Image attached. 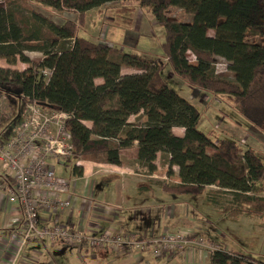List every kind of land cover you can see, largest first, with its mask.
I'll use <instances>...</instances> for the list:
<instances>
[{"label": "trees", "instance_id": "1", "mask_svg": "<svg viewBox=\"0 0 264 264\" xmlns=\"http://www.w3.org/2000/svg\"><path fill=\"white\" fill-rule=\"evenodd\" d=\"M11 1L0 0V57L11 64L22 61L27 67L21 71L0 67V94L8 102L15 97L24 106L27 97L35 96L44 108L65 112L72 154L80 160L101 157L104 163L119 166L122 150L136 143L137 160L152 174L157 154L165 153L167 178L142 183L141 191L154 184L166 193L203 194L229 219L242 215L264 220L263 160L251 147L242 150L227 138L215 142L202 132L197 106L161 78L163 62L117 52L115 46L76 34L74 21L56 24L36 12L33 15L46 34L39 27L25 33L8 11ZM34 1L57 12L73 10L81 18L88 10L119 0ZM127 1L147 9L163 28L161 49L174 75L192 88L230 95L242 115L264 132V0ZM170 6L189 12L191 20L169 17ZM248 35L261 39L248 43ZM61 40H70V45L59 47ZM26 51L40 52L42 57L31 59ZM217 58L225 60L231 77L216 71ZM37 67L52 70L46 84L35 82L32 70ZM122 67L131 72H121ZM140 113L144 120H128ZM83 121H92L96 128ZM173 127L183 128V134L176 135ZM172 167L177 168L179 182L169 180ZM72 174L82 176L83 167L74 164ZM208 259L210 264H264L222 247L211 250Z\"/></svg>", "mask_w": 264, "mask_h": 264}, {"label": "rangeland", "instance_id": "2", "mask_svg": "<svg viewBox=\"0 0 264 264\" xmlns=\"http://www.w3.org/2000/svg\"><path fill=\"white\" fill-rule=\"evenodd\" d=\"M8 11L13 14L15 20L25 33L39 27V32L42 35L46 34L45 26H40L41 23L33 15V13L36 12L42 14L56 24H61L65 20L74 21L77 24L76 34L84 36L94 42L100 41L115 46L118 48L117 52L137 53L144 57L163 62L164 67L160 72L161 78L171 89L183 95L197 106L200 112L198 127L202 132L206 133L215 142L221 138H227L238 143L242 150L246 147H251L264 162V132L254 127V125L242 115L239 107L233 102L230 95L213 94L208 91L192 88L172 73L161 49V43L164 37L163 28L155 22L147 9L139 7L135 1L119 0L109 2L100 8L88 10L81 18L78 16V13L73 10L57 12L34 0H12L8 3ZM166 14L181 22H188L192 18L189 12L177 6H170L167 8ZM209 33H211V31H209ZM246 39L248 43H253L259 41L261 38L257 35H248ZM70 42V40H61L59 47H67L70 45ZM27 54L32 59H39L42 57V54L39 52H28ZM189 59L193 61L191 54H189ZM0 67L4 69L24 70L27 67V63L17 60L15 63L11 64L4 60L3 57H0ZM215 67L217 72L224 73L231 77V73L227 70L224 59L217 58ZM121 72H124V69L123 71L121 69ZM97 81H100V79H97ZM9 92L10 94H14L16 90L11 88ZM23 107L22 105L19 106L15 97L9 99V102L8 100L2 102L0 105V135L4 136V131L7 127L9 128L6 130L5 136L10 135V132H12L15 127L17 114L19 111L23 110ZM141 118L142 114L140 113L134 117L133 121H137V119L141 120ZM9 123H11L12 126H9ZM129 152L128 154L131 156H129L126 162L129 166L128 169L131 168L134 170V180L138 179L140 181L141 179V183H146L150 180L146 177L147 166L139 163V161L137 162L133 158L132 152ZM167 160L165 153H160L158 155L156 162H154V164L156 163L155 178H157L155 180L164 178L168 168ZM77 161H80V159L73 154L69 159L60 161V163L64 165L62 167L63 169H60V174L70 180V187H77L74 178L76 176L72 174V166L77 164ZM95 163L102 164L104 162L102 158L99 157ZM56 165L57 162H55V166ZM97 166H99L101 170L90 173L94 175L95 180L99 178L96 176H99V174L105 170L104 165ZM87 178H89V173L86 178L81 180L84 186L87 183ZM100 179L101 178H99V181ZM91 184L92 183H90V188L92 186ZM83 190L84 189L81 188V191ZM262 194L264 195V192H262ZM77 195H79L78 192L76 196ZM71 197L70 195V198ZM226 198L229 199V197ZM215 210L216 214L210 216L214 226H207L206 230L203 229L199 233L195 232L197 235L202 236L204 241L210 245L203 250L210 252L218 247L223 248L227 246L224 249L239 250L264 262V225L261 223L264 220H255L242 215H239L237 220H232L226 217L227 215L220 210L216 208ZM115 212L116 211H114L112 215H114ZM253 223L257 228L263 230L261 231L263 234L259 235L252 232L250 226ZM50 245L68 247L59 243ZM91 253L96 252H83L84 255L87 254L86 260L83 263H78L76 260L77 257H75L76 254L73 253V264H92ZM81 256L82 253L80 254V257ZM166 259L168 258H161V260L164 261H166ZM183 264L188 263L183 262Z\"/></svg>", "mask_w": 264, "mask_h": 264}, {"label": "crops", "instance_id": "3", "mask_svg": "<svg viewBox=\"0 0 264 264\" xmlns=\"http://www.w3.org/2000/svg\"><path fill=\"white\" fill-rule=\"evenodd\" d=\"M28 52L37 51H26V55L31 58L27 54ZM121 69L122 71L124 69L123 73L131 72V69L127 67H122ZM21 113L22 111L18 112L14 129L21 119ZM137 115H131L128 120L133 121L134 117ZM144 119L145 117L142 116L141 120ZM83 123L89 128H92L95 125L92 121H83ZM9 126H12V124L10 123ZM8 128L9 127L5 129L4 136ZM14 129L10 132L9 136L13 135ZM172 131L178 136L183 134V128L181 127H173ZM9 136H5V138ZM129 151L132 152L133 158L138 162L136 157V143H134L133 146L122 150L120 156L122 164L119 166L108 163L99 164L95 163V161L87 160L77 161V164L83 167V175L80 177H74L77 187H70L69 185V197L70 195L72 196L70 198L71 211L57 216L54 214L49 215L42 213L40 214V225L43 226L50 224L56 220L57 223L62 226L90 234L100 233L108 227H122L136 235L149 234L153 236L161 234L165 227H169L172 230L192 229L199 233L203 229L206 230L207 226H214V223L211 222L210 216L212 214L215 215L216 210L205 199L203 194H169L163 192L154 184L150 186L151 188L141 191L140 184H142V180H134V170L131 168L128 169L129 166L126 161L129 159V156H131L128 154ZM159 154L160 153L157 154V157ZM156 159L154 162H156ZM97 165L105 166V170L102 171L99 176H96L101 178L100 181L99 178L95 180L94 175L90 174L101 170ZM63 166L64 165L58 164L55 166L56 172L60 176H63L60 174V169H63ZM172 170L174 173L169 177V180L179 182L180 179L177 175V168L172 167ZM1 171L0 264H73V253L76 254L75 257H77V262L83 263L86 260L87 254L84 255L82 253V256L80 257L81 253L79 254L71 247L60 245L53 246L49 243L38 241H29L24 245L19 244L20 236L18 231L20 227V218L17 219L13 214L12 205L9 206L7 203V185H9V183L4 181ZM88 173L89 178H87V183L84 186L81 180L86 178ZM155 173L156 172L154 171L152 174H147L146 177L154 181L157 179L155 178ZM165 178H167L166 174L163 179ZM90 183H92L91 188ZM81 188L84 190L81 191ZM77 192L79 195L76 196ZM114 211L116 212L112 215ZM250 228L254 234H263L261 232L263 230L257 228L254 223L251 224ZM91 254L92 264L187 263L185 257L177 255L164 261L161 260V258L157 259L149 254L121 255L111 251H100ZM208 257L209 252L197 248L187 257L189 261L188 264H210Z\"/></svg>", "mask_w": 264, "mask_h": 264}, {"label": "built area", "instance_id": "4", "mask_svg": "<svg viewBox=\"0 0 264 264\" xmlns=\"http://www.w3.org/2000/svg\"><path fill=\"white\" fill-rule=\"evenodd\" d=\"M32 72L35 82L41 85L52 74L48 67L33 68ZM6 100L0 94V105ZM27 100L13 135L6 138L0 135V168L4 181L9 183L7 203L12 205L17 219L20 218V245L29 241L59 243L74 248L79 254L111 251L121 255L149 254L156 258L178 255L185 257L187 263V257L195 249L210 246L192 229L165 227L161 234L153 236L136 235L122 227H108L90 234L62 226L56 220L41 226L40 214L57 216L71 211L70 181L57 174L55 162L63 165L60 161L72 156V144L65 112L44 108L35 96Z\"/></svg>", "mask_w": 264, "mask_h": 264}]
</instances>
